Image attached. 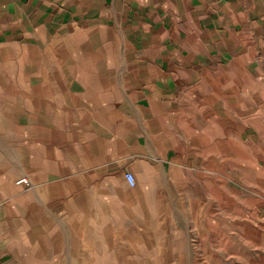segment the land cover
<instances>
[{
    "label": "crops",
    "instance_id": "crops-1",
    "mask_svg": "<svg viewBox=\"0 0 264 264\" xmlns=\"http://www.w3.org/2000/svg\"><path fill=\"white\" fill-rule=\"evenodd\" d=\"M239 81H264L263 0H0V264H103L110 183L189 193Z\"/></svg>",
    "mask_w": 264,
    "mask_h": 264
},
{
    "label": "rangeland",
    "instance_id": "rangeland-1",
    "mask_svg": "<svg viewBox=\"0 0 264 264\" xmlns=\"http://www.w3.org/2000/svg\"><path fill=\"white\" fill-rule=\"evenodd\" d=\"M239 85L237 99H223L222 137L208 147L207 177L192 181L189 193L152 196L143 204L152 208L142 210L139 195L110 183L128 202V216L126 223L110 227V250L102 251L105 260L100 255L98 261L264 264V81ZM215 171L219 176H210ZM25 178L23 184L30 185Z\"/></svg>",
    "mask_w": 264,
    "mask_h": 264
},
{
    "label": "built area",
    "instance_id": "built-area-1",
    "mask_svg": "<svg viewBox=\"0 0 264 264\" xmlns=\"http://www.w3.org/2000/svg\"><path fill=\"white\" fill-rule=\"evenodd\" d=\"M125 180L127 182V184L130 186V187H134L136 185V178H135V175L130 172V171H127L125 173ZM17 183L21 184V183H27V178H21L17 181Z\"/></svg>",
    "mask_w": 264,
    "mask_h": 264
}]
</instances>
